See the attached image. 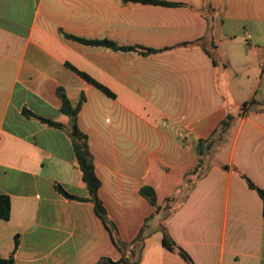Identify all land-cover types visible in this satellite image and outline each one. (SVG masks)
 Wrapping results in <instances>:
<instances>
[{
	"label": "crops",
	"instance_id": "obj_1",
	"mask_svg": "<svg viewBox=\"0 0 264 264\" xmlns=\"http://www.w3.org/2000/svg\"><path fill=\"white\" fill-rule=\"evenodd\" d=\"M160 1L182 6L0 0V195L10 200L8 220L0 219V255L12 264L130 257L129 244L154 211L139 194L148 184L158 199L175 201L168 219L150 222L138 264H186L163 247L161 225L194 264H264L262 201L239 174L220 168L235 167L264 190V0ZM60 30L157 52L89 46ZM58 88L72 105L81 93L86 98L77 124L124 251L92 203L55 188L88 198L67 132L22 115L25 109L67 126ZM244 104L218 165L178 203L187 185L178 189L180 179L197 164V141Z\"/></svg>",
	"mask_w": 264,
	"mask_h": 264
},
{
	"label": "trees",
	"instance_id": "obj_2",
	"mask_svg": "<svg viewBox=\"0 0 264 264\" xmlns=\"http://www.w3.org/2000/svg\"><path fill=\"white\" fill-rule=\"evenodd\" d=\"M123 2L142 4L148 6L165 7V8H175L182 6V4L168 3L160 0H123ZM60 34L66 39L77 41L85 45L102 46L114 51L129 52L140 49L142 55H148L157 52L152 49H144L141 47L117 46L108 41L83 40L80 38H76L72 35H69L65 33L63 30H60ZM208 56L214 63L213 57L210 54H208ZM67 68L73 71L81 79H83L84 81L95 87L96 89H98L107 97L114 98V95L106 87L96 82L87 74L78 71L73 66H67ZM56 95L60 100V112L68 117L69 122L67 126H64L60 123L54 122L49 119H44L39 116H36L35 114H32L31 112L25 109L22 110V115L28 119L37 120L39 123L47 127L61 129V130L63 129L67 132V135L72 143V147L76 159V167L80 172V179L88 191V198L79 199L74 196H70L67 193H65L63 189L58 185H56L55 188L61 195H63L68 199H74V200L86 201L92 203L97 215L101 218L106 228L110 231L114 242H116V245L122 251H124V244L119 245L120 242L115 236L116 233L115 225L113 224V222H111L108 219L106 209L104 208V205L98 195V191L101 183L95 173L93 156L89 150V145H88V136L79 129L77 124L78 115L86 98L84 94L81 93L75 105H72L62 88H58L56 90ZM250 104L252 105V102H250ZM247 110H248L247 104H244L242 107L238 109V112L236 114L232 113L231 111L228 112L226 117L222 120V122L218 125V127L214 130L212 135L207 140L197 141L196 144V150L198 155L197 164L192 170H190L185 176H183L180 179V183L177 186L178 189L182 188L183 186L182 184L184 182L185 184H187L186 185L187 188L183 191L187 195V193H189L194 187V183L196 181L201 180L204 176H206V174L211 168L218 165L217 156L221 152L223 147L226 145L230 129L238 119L246 115ZM220 168L224 171L231 170L232 172L239 174L244 179L248 188L254 191L261 199L262 215L264 217V190L254 185L251 180H249L246 176L242 175L235 167L220 166ZM139 194L141 197H143L145 200L148 201V203L154 208V211L151 216H149L144 220L143 225L139 230L137 236L129 244L131 246V256L125 257L124 254L122 258L117 262H114L108 258H101L96 264H138L141 252L143 250L144 241L148 236L147 230L150 226V222L156 217H160L161 221H164L173 214L172 204L175 201L173 197L171 198L170 196H168L163 199H158V195L155 187L150 184L142 186L139 189ZM9 215H10V200L7 196L0 195V219L8 220ZM160 229L162 231L163 247L177 254L186 264H194L190 256L187 254V252H185L182 248L177 246L176 243L171 239L165 227L161 225ZM0 264H12V257L10 256L8 258H4L0 255Z\"/></svg>",
	"mask_w": 264,
	"mask_h": 264
},
{
	"label": "rangeland",
	"instance_id": "obj_3",
	"mask_svg": "<svg viewBox=\"0 0 264 264\" xmlns=\"http://www.w3.org/2000/svg\"><path fill=\"white\" fill-rule=\"evenodd\" d=\"M215 152V151H214ZM187 187H184L183 190H185ZM184 192V191H183ZM186 197V193H183L182 195H180L178 197V199L176 200L178 203H180L181 201H183V199Z\"/></svg>",
	"mask_w": 264,
	"mask_h": 264
}]
</instances>
